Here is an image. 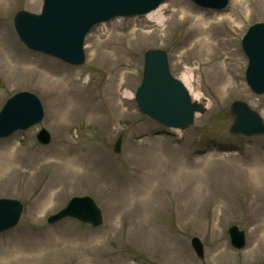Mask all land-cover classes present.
<instances>
[{"label":"rangeland","instance_id":"374dc122","mask_svg":"<svg viewBox=\"0 0 264 264\" xmlns=\"http://www.w3.org/2000/svg\"><path fill=\"white\" fill-rule=\"evenodd\" d=\"M228 1L165 0L98 24L73 66L18 38L14 14L39 13L42 0H0V109L23 91L43 108L39 124L0 139V198L22 205L18 224L0 233V264H264V135L229 132L234 101L264 122V93L247 86L241 47L248 27L264 23V0ZM204 38L211 62L199 53ZM155 49L205 108L184 129L136 106L144 53ZM40 128L49 144L37 141ZM74 196L93 200L99 225L46 222ZM231 225L244 232L241 250Z\"/></svg>","mask_w":264,"mask_h":264},{"label":"water","instance_id":"95a60500","mask_svg":"<svg viewBox=\"0 0 264 264\" xmlns=\"http://www.w3.org/2000/svg\"><path fill=\"white\" fill-rule=\"evenodd\" d=\"M163 0H43L41 14L20 11L14 17L21 41L30 49L63 59L72 64L84 61L82 49L85 34L95 24L118 16L145 14L156 8ZM207 7L222 8L228 0H193ZM242 45L248 56L246 81L255 93L264 92V23L251 26L245 34ZM1 85V83H0ZM140 110L162 124L185 127L192 122L193 112L204 111L202 103L191 101L188 91L168 72L164 51L149 50L145 53L143 78L136 92ZM234 115L230 126L232 134H264V123L246 103L235 101L230 106ZM43 110L37 97L20 92L6 101L0 111V138L16 129H25L41 121ZM42 143L49 141L45 129L38 133ZM119 141L115 145L118 151ZM22 205L12 199H0V232L15 226L19 220ZM65 216L96 226L101 222V212L89 197H75L67 207L50 216L48 222H55ZM232 244L244 245L243 232L236 227L229 228ZM192 247L199 257L203 250L197 238Z\"/></svg>","mask_w":264,"mask_h":264},{"label":"bare ground","instance_id":"6f19581e","mask_svg":"<svg viewBox=\"0 0 264 264\" xmlns=\"http://www.w3.org/2000/svg\"><path fill=\"white\" fill-rule=\"evenodd\" d=\"M159 21V20H158ZM203 43H202V48H201V50H199V53H201L203 56H207V51H208V48H205L206 47V45H207V43H206V39L204 38L203 40ZM207 41L209 42V40L207 39ZM202 56V57H203ZM207 59L209 60V62H211L212 61V59L210 60V56H207V58H205V60L207 61ZM191 95H192V98L194 99V100H196V101H198L199 99H198V96L195 94V93H193V92H191Z\"/></svg>","mask_w":264,"mask_h":264}]
</instances>
